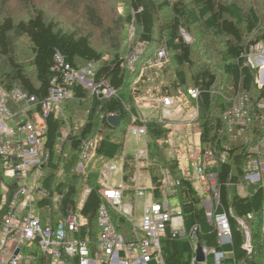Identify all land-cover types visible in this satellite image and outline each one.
<instances>
[{
	"label": "trees",
	"instance_id": "16d2710c",
	"mask_svg": "<svg viewBox=\"0 0 264 264\" xmlns=\"http://www.w3.org/2000/svg\"><path fill=\"white\" fill-rule=\"evenodd\" d=\"M47 1L74 11L89 27L102 30L107 40L105 49L98 50L93 44L92 33L78 28L65 30L57 18L49 15L46 5H38L36 0H0V88H20L36 101H44L49 96L52 81L60 76L54 71L57 54L76 69L90 65L93 68L95 93L81 128H71L66 142L60 141L62 129L67 123L70 125V102L82 105L88 98V90L78 83L70 87L72 98L64 107L65 119L54 111L45 117L51 173L45 174L41 183L50 196L62 197L65 209L76 207L84 191L90 190L80 214L87 223L83 234L89 227L91 235L95 236L97 210L103 201L102 186L98 183L103 166L124 157L123 183L129 187L131 196L137 190L131 182V177L136 175L137 160L124 156V145L129 127L142 126L147 129L146 170L150 172L154 200L163 199V170H169L180 182L176 195L180 198L187 234L195 233L197 244L203 247L219 248L220 239L208 220L201 195L184 177L178 161H170L164 169V144L171 130L156 119L144 120L135 106L140 98L150 97L157 101L172 97L185 113L198 110L195 125L199 131V146L202 151H212L219 160L217 176L221 204L217 212L228 215L235 264H264L263 190L251 188L249 195L242 197L235 185L244 181L246 155L263 137L264 131L259 122L253 121L245 135L234 139L224 120L236 97L248 95L253 115L259 113L258 105L264 100V87L257 84L258 70L252 69L246 60L252 46L264 43V34L261 36L264 7L252 0H127V12L112 19V26H107L100 0ZM12 2L26 10L27 18L16 19L11 14ZM127 26L137 29L136 46L145 43L149 48L148 55L134 72L124 67L127 50L123 34ZM22 41L29 44L30 57L18 54ZM157 42L165 46L157 47ZM157 49H164L168 60L158 67H147L145 59ZM171 59L177 66L173 73L167 68ZM197 61L204 63L201 69L188 74L186 68L193 70ZM190 88L200 91L197 101L188 96ZM105 90L111 94H98ZM36 111L43 115L41 106ZM111 115L121 118L119 128L109 124ZM86 140H96L95 157L85 170L78 172L81 146ZM223 155L224 161L221 160ZM60 166H63V174L53 175L52 171ZM17 191V182L5 176L0 161V223ZM45 203L38 201L39 208ZM41 215L45 221L46 215L43 212ZM249 215L253 219H248ZM113 217L118 230L129 238L132 230L129 223L115 214ZM241 220L250 233L252 253L245 249L247 234ZM193 245L191 238L180 239L168 230L162 239L165 264H195Z\"/></svg>",
	"mask_w": 264,
	"mask_h": 264
},
{
	"label": "built area",
	"instance_id": "2783aa9c",
	"mask_svg": "<svg viewBox=\"0 0 264 264\" xmlns=\"http://www.w3.org/2000/svg\"><path fill=\"white\" fill-rule=\"evenodd\" d=\"M148 45H137L126 57L124 67L134 72L137 66L148 55ZM168 60L164 49H157L145 59L147 67H158ZM247 64L258 70L257 84L264 87V43H258L250 48L246 55ZM60 76L56 77L50 86L49 96L44 101H36L20 88L5 90L0 88V161L5 176L17 182L18 191L8 206L7 213L0 223V264H165L162 252V239L167 231H171L180 239L195 238V233L188 235L182 208L179 204L172 207V196L164 195L159 202L151 199L144 204L141 221L137 220V205L139 199L147 197L148 189L138 187L137 174L131 177V182L137 190L131 198L126 196L129 187L123 183L113 186L111 175L117 171L116 162H107L99 175L98 183L102 186L100 194L102 204L96 215V235H91L85 219L81 216L90 190L83 193L76 207L62 208V197L50 196L42 185L45 174H50V151L47 149V125L45 117L51 112L65 119L64 107L72 98L70 87L74 84L94 87L93 68L76 69L66 63L64 58L56 55V67ZM101 96L111 94L105 90ZM192 100L198 99L200 91L190 88L187 91ZM161 116L156 119L164 124L174 115H182V106L172 97L160 101ZM41 106L43 115L36 111ZM152 106V105H150ZM151 108L158 109L157 105ZM259 113L253 115L249 108L248 95H240L234 99V104L225 115L224 120L228 133L234 139L245 135L253 121L259 122L264 131V100L258 105ZM191 123L195 124L199 113L191 111ZM72 129L67 123L62 129L61 142H66ZM128 134L134 136L140 143L147 139V129L131 125ZM168 143V142H167ZM147 146V145H146ZM96 140L83 142L80 151V162L77 171L85 170L95 157ZM137 156H135L136 158ZM140 160L147 161L148 151L140 150ZM195 166V171H188L184 177L191 181L194 188L199 187L202 205L209 222L215 227L220 241L231 239V229L226 212L218 213L221 195L218 188L217 166L219 160L210 150L197 151L187 155ZM138 161V159L136 158ZM225 160V155L222 156ZM244 181L235 184L242 197L249 195V190L262 189L264 193V133L263 137L252 145L246 155ZM124 166V159H122ZM60 177L63 166L52 171ZM180 182L173 178L169 170H163L162 190H173L174 196ZM233 185V184H232ZM177 196V195H176ZM38 201H45L39 208ZM41 212L46 215L42 219ZM123 218L131 226V236L121 233L114 221L113 215ZM248 219H253L252 215ZM240 224L247 234L245 249L252 253L251 237L244 221ZM262 233L264 235V211L262 214ZM83 234V236H82ZM196 244H194L195 250ZM195 262V256L193 259Z\"/></svg>",
	"mask_w": 264,
	"mask_h": 264
},
{
	"label": "rangeland",
	"instance_id": "374dc122",
	"mask_svg": "<svg viewBox=\"0 0 264 264\" xmlns=\"http://www.w3.org/2000/svg\"><path fill=\"white\" fill-rule=\"evenodd\" d=\"M100 1L102 3L101 6L103 10V17L106 21L107 26L111 25L112 19L116 18L120 14L124 15V13L127 12V5H126L127 0H100ZM252 1L253 2L258 1L261 4V6L264 7V0H252ZM36 3L41 6L46 5L49 15L57 18L59 23L64 26L65 30L78 28L84 32L88 31L93 35L94 46L101 51L105 49L107 40L104 39L102 30L100 31L89 27L85 23L83 18H81L80 15L75 14L74 11L70 12L68 11V9L64 10L59 6H55L49 3L47 0H36ZM10 12L16 19L27 18L26 10L19 7L15 2H12L10 4ZM78 12H81V10H79ZM263 32H264V27L262 28L261 36L264 34ZM183 35L186 39L187 38L189 39L188 41L191 40V38L186 33L183 32ZM137 38L138 37H137L136 27L127 26L123 34V40L127 50L125 56H128L132 48L136 46ZM156 38L159 39L160 38L159 35H157ZM156 46L164 47L165 45L162 42H157ZM18 54L22 57L31 56V48L26 41H22L18 45ZM203 64L204 63H200V61H197V63H195V68L193 70H188L186 68V71L188 74H191V72L192 73L197 72L198 70L201 69ZM80 66L83 67V64H80ZM167 68L171 73H173L174 70L177 69V66L174 64L172 59L168 63ZM161 84L157 86L158 90L160 89ZM83 86L88 90L87 100H85L82 103V105H80V102H75V101L70 102L68 118L71 128L73 130L81 128V125L84 122L86 109L90 104L91 97L95 93V86L92 88H89V86H85V85ZM160 101L161 100L156 101L154 99H151L150 97H145L136 100L135 106L140 116H142L144 120L159 119L161 116V109H162V105ZM148 105H157L159 108L154 110L151 107L147 108ZM190 116H191L190 113L184 114L182 116L174 115L172 116L171 119L166 120L164 122V125L171 130V133L169 134L167 140L168 143L164 144L165 146V149L163 150V157L165 161L164 169H166L169 166L170 161L179 158L182 166L181 168L185 172L189 170L195 171V166L191 164L192 162L186 158L189 153L197 151L199 148V131L197 127L193 123H191ZM146 149L147 146L145 144V139H143V141L139 143L134 136L130 134L127 135L124 145V156L126 157L137 156L136 158L138 159V161H136V167H137L136 173L139 176V180L141 182L138 185V187L141 190L145 188L148 189L147 195L149 196V193L152 192L151 191L152 183H151L150 172L146 170L148 164L147 161L140 160L138 157V153L140 152V150H146ZM179 149L182 150V154H178L177 150ZM116 165L118 169L111 175V183L113 186H121L123 184V165L120 161L116 162ZM196 189L199 190L198 187H196ZM163 194L167 196V191L166 193L163 192ZM126 196L131 198L132 197L131 191H128ZM143 201L144 199H139L137 205L138 222L141 221V218L143 216V210H144ZM171 202H172V207H175L176 204L180 203V198L178 196H175L171 199ZM192 242L197 243L195 238H192Z\"/></svg>",
	"mask_w": 264,
	"mask_h": 264
},
{
	"label": "crops",
	"instance_id": "0c3cea01",
	"mask_svg": "<svg viewBox=\"0 0 264 264\" xmlns=\"http://www.w3.org/2000/svg\"><path fill=\"white\" fill-rule=\"evenodd\" d=\"M153 106V105H152ZM150 105H148L147 108L149 107H152ZM154 109V108H153ZM155 110V109H154ZM191 115H192V112H189ZM184 114H187V113H183L182 115ZM180 115V116H182ZM189 115V114H188ZM188 121V120H187ZM195 125V124H194ZM196 126V125H195ZM137 140V139H136ZM181 149L177 150L178 154H182V150L180 151ZM176 154V155H178ZM135 157V156H134ZM178 157V156H177ZM187 158V157H186ZM122 159H124V157L120 158L119 160L117 161H120L122 164ZM188 159V158H187ZM174 160H177L178 161V164H179V167L180 169L183 171V173L186 175L188 171H184L181 167V163H180V160L179 158H176ZM147 169V168H146ZM190 171V170H189ZM137 174V173H136ZM138 176V175H137ZM138 180H139V176H138ZM140 180H139V184H140ZM196 187H198L196 185ZM199 188V187H198ZM150 190V189H149ZM152 191V189H151ZM167 195L169 196H172V197H175L174 196V193H173V190H170L167 192ZM152 196L149 195L145 198H142L144 199L143 201V208H144V204H145V201L146 200H149L151 199ZM196 244V247H195V250H194V256H196V249H197V243H194ZM194 246V245H193ZM206 248V247H204ZM195 263V262H194ZM196 264V263H195ZM202 264H235V260H234V256H233V249H232V240H227V241H220V247L217 248V249H209L207 248L206 250V262L205 263H202Z\"/></svg>",
	"mask_w": 264,
	"mask_h": 264
},
{
	"label": "water",
	"instance_id": "95a60500",
	"mask_svg": "<svg viewBox=\"0 0 264 264\" xmlns=\"http://www.w3.org/2000/svg\"><path fill=\"white\" fill-rule=\"evenodd\" d=\"M108 122L115 129L119 128L122 124L121 118L115 115L109 116ZM206 250L207 248H204L201 244H197L196 256H195L196 264H202L206 262Z\"/></svg>",
	"mask_w": 264,
	"mask_h": 264
}]
</instances>
